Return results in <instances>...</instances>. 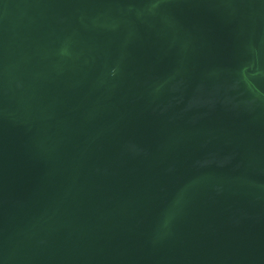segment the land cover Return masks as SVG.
I'll use <instances>...</instances> for the list:
<instances>
[{
    "label": "water",
    "instance_id": "95a60500",
    "mask_svg": "<svg viewBox=\"0 0 264 264\" xmlns=\"http://www.w3.org/2000/svg\"><path fill=\"white\" fill-rule=\"evenodd\" d=\"M0 264H264V0H0Z\"/></svg>",
    "mask_w": 264,
    "mask_h": 264
}]
</instances>
